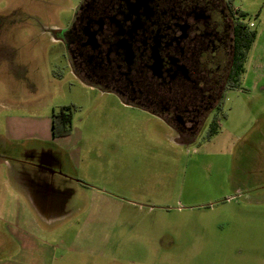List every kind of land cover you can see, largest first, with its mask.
<instances>
[{"label": "rangeland", "instance_id": "374dc122", "mask_svg": "<svg viewBox=\"0 0 264 264\" xmlns=\"http://www.w3.org/2000/svg\"><path fill=\"white\" fill-rule=\"evenodd\" d=\"M226 1L256 36L237 84L179 142L150 110L74 73L62 34L81 0H0V139L14 118L44 136L69 107L68 134L41 144L78 205L22 240L6 230L26 215L4 193L0 264H264V0ZM3 140L0 180L35 161L33 139Z\"/></svg>", "mask_w": 264, "mask_h": 264}, {"label": "flooded vegetation", "instance_id": "af4514ba", "mask_svg": "<svg viewBox=\"0 0 264 264\" xmlns=\"http://www.w3.org/2000/svg\"><path fill=\"white\" fill-rule=\"evenodd\" d=\"M237 9L226 0H81L62 42L78 78L153 111L187 142L233 87ZM33 150L21 168L52 186L50 174L63 175L51 171L56 150Z\"/></svg>", "mask_w": 264, "mask_h": 264}, {"label": "crops", "instance_id": "0c3cea01", "mask_svg": "<svg viewBox=\"0 0 264 264\" xmlns=\"http://www.w3.org/2000/svg\"><path fill=\"white\" fill-rule=\"evenodd\" d=\"M151 112L153 113V111ZM9 122L11 123L4 130L7 136L2 137L6 140L11 141L13 139L28 137L35 141L34 148L38 149V147L43 146L41 144L42 140L49 139L52 136L49 133V131L51 132V121L49 131L44 136L38 133L22 134L21 132L26 123H19V120L16 118H14V122ZM3 139H0V149L7 145ZM5 162L9 164L8 160H5ZM6 176L8 179L0 180V201L3 199V194L5 193L7 200L13 198L16 200V203L18 202L17 206L21 204V212H24L26 215L24 222H22L24 224L23 227L14 228L10 226L6 230L10 235L14 234L18 239L24 240L31 237L32 227L37 226L41 229L42 226L50 225L78 211V205L74 206L75 189L70 183L65 185L63 182L67 181L68 175L66 174H58V176L50 174L52 186L50 184L49 187L44 186L43 178L45 174L43 172L21 169V167H17V164L16 167H9L6 171ZM2 185H4V191L1 189ZM67 188H69V196H63L61 193L67 190ZM1 220H5L6 223H12V218L4 219L3 215L0 214V222Z\"/></svg>", "mask_w": 264, "mask_h": 264}, {"label": "trees", "instance_id": "16d2710c", "mask_svg": "<svg viewBox=\"0 0 264 264\" xmlns=\"http://www.w3.org/2000/svg\"><path fill=\"white\" fill-rule=\"evenodd\" d=\"M237 28L235 30V57L237 74L232 80V85L237 84L238 76L244 71V62L246 61L248 50L254 41L256 32L244 22V13L237 9ZM71 114L69 107L61 106L58 111L52 112L51 116V134L52 137H62L70 131Z\"/></svg>", "mask_w": 264, "mask_h": 264}, {"label": "built area", "instance_id": "2783aa9c", "mask_svg": "<svg viewBox=\"0 0 264 264\" xmlns=\"http://www.w3.org/2000/svg\"><path fill=\"white\" fill-rule=\"evenodd\" d=\"M248 26H252V23L250 22V23L248 24Z\"/></svg>", "mask_w": 264, "mask_h": 264}]
</instances>
